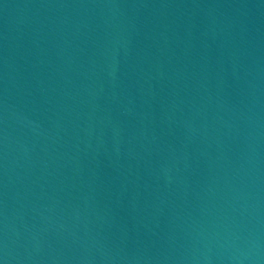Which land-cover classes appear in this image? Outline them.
Masks as SVG:
<instances>
[{
	"label": "water",
	"instance_id": "water-1",
	"mask_svg": "<svg viewBox=\"0 0 264 264\" xmlns=\"http://www.w3.org/2000/svg\"><path fill=\"white\" fill-rule=\"evenodd\" d=\"M3 264H264V0H0Z\"/></svg>",
	"mask_w": 264,
	"mask_h": 264
},
{
	"label": "snow or ice",
	"instance_id": "snow-or-ice-1",
	"mask_svg": "<svg viewBox=\"0 0 264 264\" xmlns=\"http://www.w3.org/2000/svg\"><path fill=\"white\" fill-rule=\"evenodd\" d=\"M0 264H3V261L2 260H0Z\"/></svg>",
	"mask_w": 264,
	"mask_h": 264
}]
</instances>
